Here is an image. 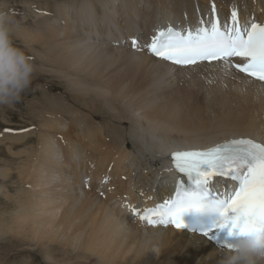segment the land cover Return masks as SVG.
<instances>
[{"label":"bare ground","instance_id":"obj_1","mask_svg":"<svg viewBox=\"0 0 264 264\" xmlns=\"http://www.w3.org/2000/svg\"><path fill=\"white\" fill-rule=\"evenodd\" d=\"M213 7L221 26L233 10L241 24L264 23V0H46L32 9V26L13 28L37 57L34 74L69 93L43 96L37 108L39 146L22 190L32 232L46 238L45 261L59 264L50 241L72 246L78 264H221L227 248L208 235L141 218L171 200L163 168L173 150L230 136L264 144L263 84L223 62L175 67L147 49L157 28L202 27ZM141 130L167 150L140 143ZM229 186L212 177L208 188L219 195Z\"/></svg>","mask_w":264,"mask_h":264},{"label":"snow or ice","instance_id":"obj_2","mask_svg":"<svg viewBox=\"0 0 264 264\" xmlns=\"http://www.w3.org/2000/svg\"><path fill=\"white\" fill-rule=\"evenodd\" d=\"M209 23L210 26L198 27L187 34L172 28L161 31L152 37L147 49L176 65L215 60L264 81V23L241 24L233 10L231 23L221 26L215 19L214 7ZM133 46L136 47L135 40ZM233 57L241 58L243 62L233 64ZM171 157L177 173L197 185L209 186L215 176L235 182L229 192L213 193L227 197L226 203L223 198L217 202L216 210L223 220L221 227L230 224L232 229L243 231L258 223L264 225V144L250 139H233L208 150L173 152ZM203 195H207V191ZM201 201L200 193L185 192L182 184L177 182L175 198L155 209H146L141 218L157 214L161 218L159 223H171L181 228L180 214L189 208L202 207ZM148 223L154 221L149 219Z\"/></svg>","mask_w":264,"mask_h":264},{"label":"rangeland","instance_id":"obj_3","mask_svg":"<svg viewBox=\"0 0 264 264\" xmlns=\"http://www.w3.org/2000/svg\"><path fill=\"white\" fill-rule=\"evenodd\" d=\"M39 2L44 3L46 0H0V11L11 18L15 17L13 28L32 26L35 17L33 10ZM12 39L36 63L37 57L25 47L22 38L14 30ZM53 95L69 97L64 83L49 74H34L30 88L19 103L13 107H0V169H8L7 177L0 179V264H58L44 259L40 244L46 238H40L32 232L33 208L31 204L25 203L22 191L32 176L31 164L39 146L38 109L43 104V96L53 98ZM34 197L35 192L29 190L30 203L35 201ZM20 203L23 205L20 206ZM23 214L29 216L23 220ZM45 243L46 247L52 248L51 256L59 264L79 263L72 246L61 249L53 243L50 245V241Z\"/></svg>","mask_w":264,"mask_h":264},{"label":"clouds","instance_id":"obj_4","mask_svg":"<svg viewBox=\"0 0 264 264\" xmlns=\"http://www.w3.org/2000/svg\"><path fill=\"white\" fill-rule=\"evenodd\" d=\"M13 24L9 14L0 11V107H13L19 103L30 88L36 71L33 57L13 43ZM138 140L142 144L149 143L158 154L167 150L162 141L142 130L138 133ZM6 177L7 170L0 169V179ZM221 264H264V225L258 223L249 229L237 231Z\"/></svg>","mask_w":264,"mask_h":264}]
</instances>
